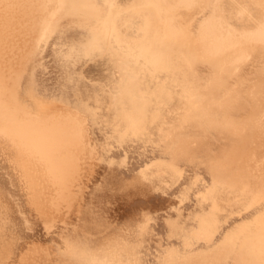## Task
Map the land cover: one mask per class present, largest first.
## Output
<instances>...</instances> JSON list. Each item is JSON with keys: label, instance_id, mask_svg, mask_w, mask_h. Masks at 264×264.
<instances>
[{"label": "bare ground", "instance_id": "1", "mask_svg": "<svg viewBox=\"0 0 264 264\" xmlns=\"http://www.w3.org/2000/svg\"><path fill=\"white\" fill-rule=\"evenodd\" d=\"M0 264H264V0H0Z\"/></svg>", "mask_w": 264, "mask_h": 264}]
</instances>
